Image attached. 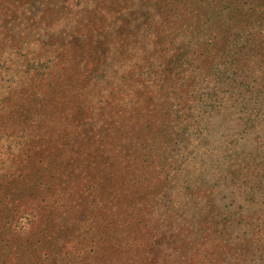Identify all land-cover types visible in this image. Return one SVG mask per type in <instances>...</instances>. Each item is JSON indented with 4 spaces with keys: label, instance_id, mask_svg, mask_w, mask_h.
Wrapping results in <instances>:
<instances>
[{
    "label": "trees",
    "instance_id": "obj_1",
    "mask_svg": "<svg viewBox=\"0 0 264 264\" xmlns=\"http://www.w3.org/2000/svg\"><path fill=\"white\" fill-rule=\"evenodd\" d=\"M140 69L154 80L177 75L188 103L182 116L194 127L214 125L208 117L220 112L195 100L199 85L232 109L218 119L217 150L206 154L210 185L198 181L205 168L184 195L176 182L182 195L153 227L144 213L139 222L140 202L165 186L124 145L128 130L142 136L147 128L154 140L164 125L152 120V96H139L150 86L130 107L133 95L124 90L130 101L103 117L106 137L112 115L120 118L108 138L110 147L122 146L118 160L94 161L91 153L93 165L77 172L65 153L85 124L88 78L102 76L99 95L107 81L137 85ZM7 127L27 140L8 153L13 165L0 168V264H264V0H0V135ZM74 181H87L93 193L73 206L78 233L70 200L61 201L63 191L74 195ZM17 221L28 233L3 235Z\"/></svg>",
    "mask_w": 264,
    "mask_h": 264
},
{
    "label": "rangeland",
    "instance_id": "obj_2",
    "mask_svg": "<svg viewBox=\"0 0 264 264\" xmlns=\"http://www.w3.org/2000/svg\"><path fill=\"white\" fill-rule=\"evenodd\" d=\"M35 3V1L31 3L34 12L37 11ZM11 4L16 7L20 5V3L17 1L16 3L13 2ZM89 4H91V2H89ZM92 7L94 8V6ZM13 21L14 22H11L10 26L13 30L21 27V24L17 20V18H14ZM198 46L202 47L201 44ZM193 57V55H190V58ZM22 58L25 59V56H23ZM18 60H21V56H19ZM190 66L192 68L195 67L196 61H192ZM193 70L195 69L193 68ZM165 73L167 74L161 75V80H154L150 78L151 73L147 72L144 69H140V79L137 85L132 83V86L129 87V83H125L123 85L121 81L114 82V80H112L113 83L111 81H107L105 84L109 85L104 84L102 86V91L99 95H95L93 91L94 86L101 80L102 76L89 77L86 81V88L87 93H89L90 95L88 97V100L86 99V112L83 115L85 117V124L84 126L80 127V132L79 128L77 129V133L74 134V140L72 142H69L71 144L72 150H66L65 152L68 153V158L66 159V161L72 159V165L74 166V169L77 172L85 170V168L89 167V165H93V163H90L91 160H89V155L91 153L94 154V161H97L98 158L101 159L105 156V154H112L115 157L114 159L118 160L117 156H119L118 153L119 150H122V146H117V148H115L114 146H112L114 148L110 147L113 143H110V140H108V138L112 136H117V133L114 130L118 129L117 126L120 124V118H117L116 115H112L113 120L110 121L108 124L106 137L104 130V126L106 125V123L104 122L103 117L109 112L117 114L116 112L121 107V104L130 101L131 95H127L124 98L122 97L124 90L129 91L133 95V99L128 106L130 107L133 101H135V96L138 95V92L140 91L141 87L150 86V90L146 89V91L139 94V96L144 97L146 93H149L152 96V103L157 104V107L152 110V120L154 117L158 122L163 123L164 125L158 126L159 130L154 135V140L151 139V135L146 134L147 128L141 130L142 136L138 134V131L136 129L128 130L127 132L129 133H127V136H125L124 134L123 135L127 142V144H124L127 147V153L138 155L140 157L139 162L143 164V170H149L151 172L153 171L154 175H156L157 177L159 173L160 185L163 184L165 186L163 190L164 192H162V185L157 191L154 189H152L151 192L150 190L147 191L145 195L153 193L152 195H154L155 197L157 196L154 201H149L150 197L146 196L145 200L140 202V205L144 208L138 212L140 214V216L138 217L140 218L139 222H144L143 220H141V217L144 213V220L151 221V227H153L151 223L154 220L155 216H157L156 218H161L162 216H165L166 211L169 210L168 213L171 212L170 208H172V206L174 205V202L178 198V194L179 196H181L182 193L184 195L183 188L187 184L193 183L196 179L199 178L200 173L198 174V172L202 168H205L204 172H201L204 173V175L201 176L198 181H200L201 184L203 183L204 186L210 185V183L206 184L210 181V170H208V163H205L206 154H208L212 150H217L215 138L218 135L216 134V136L215 132H217V127L219 126L218 119L223 120L225 118H229L231 117L229 115L232 113V109L229 105L228 107H221L225 106L223 105L225 102L222 101L221 103V99L219 98L220 95L217 93L216 90L208 88L206 90L204 89L205 93H203L199 85V90L195 92V100L203 101L200 104H205L203 106L207 109L212 106L211 109L213 108V111L218 112V110H220V112H218L217 115L214 114L213 116L208 117L215 120L214 125H210L207 127H194L192 121L184 120L186 116L185 114L184 116H182V112L188 104L185 103V96L183 95L184 86L180 84V80H178L177 82L175 81L177 80V75L174 76L172 73H168L167 71ZM15 77L17 78V74L15 75ZM199 78L200 77L198 76V80ZM2 86L5 87V85ZM113 89L116 92L114 93V95H109V91ZM159 93H162V95L159 96ZM164 95L169 96V99L167 100L166 104L162 103ZM173 96L177 98L174 102H178V105L166 107ZM207 97L210 98V104L212 105L206 104V101H209H205ZM230 110L231 113L229 112ZM213 111L211 110V112ZM226 111H228V113H226ZM80 116L83 118L82 115ZM96 117H101V119L97 120ZM230 121H232V119H230ZM80 125L81 124H78V126ZM184 129L188 132L187 135L193 138L190 144H186V139H184V135L186 133H184ZM7 130L8 131H5L4 134L0 135V154L6 152L5 155L0 156V168L13 165V162L11 160L12 157L8 153H19L20 151H22L21 147L25 144L27 140L23 136H20L21 132L19 130L12 132L11 129L8 127ZM205 132H208L206 136L204 134ZM224 132V136L227 137V140H229L227 130H225ZM79 148H81V150H79ZM140 150H142L143 153H140ZM53 151L54 150H51V152ZM55 151L58 152V150ZM200 152L205 156L201 157L198 160L197 155ZM140 154H142V157L140 156ZM157 157L160 159L159 165L162 168L161 170L155 169L156 160L154 158ZM126 159L127 158H125L124 160L126 161ZM39 166L44 165L42 162H40ZM183 174H185L186 178L183 177ZM176 182L180 183L182 193L176 192V189H173L178 186ZM70 189L74 191V195L69 198L66 194L67 192L65 193V191H63V193H61V201L65 202L68 199L70 200V205H72V211L74 213L73 220L75 230L76 233H78L80 232V230L76 227V223L80 219H78L77 217L79 215H77L73 210V206L76 207L83 199H85V203L87 198L92 197L93 193H91V188L89 187V183L87 181H74L73 184L70 186ZM170 190L172 192H169ZM158 196L161 197V200L158 199ZM157 199L160 202H157ZM28 226V224H24L22 221H17L12 224L11 227L8 226V228H5L6 234L3 235H20V232L27 234ZM2 243L8 246L7 248L3 249H10L9 243ZM89 248L90 247L86 248L87 251L89 250Z\"/></svg>",
    "mask_w": 264,
    "mask_h": 264
}]
</instances>
